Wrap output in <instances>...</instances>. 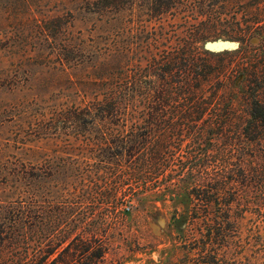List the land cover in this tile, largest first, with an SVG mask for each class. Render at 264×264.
Masks as SVG:
<instances>
[{"label":"rangeland","instance_id":"obj_1","mask_svg":"<svg viewBox=\"0 0 264 264\" xmlns=\"http://www.w3.org/2000/svg\"><path fill=\"white\" fill-rule=\"evenodd\" d=\"M119 1L0 0V252L4 233L23 250L78 226L76 232L97 230L107 239L108 264H264V179H258L264 173V136L250 142L241 135L227 148L226 170L217 166L233 170L226 193H189L162 176L126 182L124 165H115L117 149L108 140L146 130L147 119L98 117L94 108L107 95L110 79L120 78L108 67L110 51L120 46L127 53L122 81L155 80L139 75L145 64L138 69L134 62L140 43H152L146 32L156 29L152 23L146 30V21H154L149 0ZM217 9L213 22L220 35L200 47L228 51L222 80L250 82L253 96L264 100V0H221ZM173 15L172 9L164 15L165 27ZM173 29H166L167 43L178 41ZM216 44L225 47L213 49ZM236 49L239 59L231 58ZM237 64L250 71L241 72ZM235 104L243 117V103ZM179 139L170 147L176 159L192 145L190 138ZM238 146L254 178L248 187L235 166ZM31 202L44 208L42 226L11 229L14 209ZM193 213L209 214L206 227L200 220L189 225ZM206 229L211 233L203 239Z\"/></svg>","mask_w":264,"mask_h":264},{"label":"trees","instance_id":"obj_2","mask_svg":"<svg viewBox=\"0 0 264 264\" xmlns=\"http://www.w3.org/2000/svg\"><path fill=\"white\" fill-rule=\"evenodd\" d=\"M108 1L111 5L120 3L119 0ZM219 3L221 0L148 1L147 11L154 21H146V30L152 23L156 29L146 32L145 37H151L152 43H140L138 58L135 57L134 62L138 61V69L139 65L145 64V69L138 71L139 75L148 79L153 77L155 80L122 81L127 53L120 46L110 51L108 61L111 62L107 63L108 67L112 77L118 73L116 77L120 78L110 79L107 95L94 108L98 117L147 119V129L144 131H132L126 136L118 135L109 140L106 138L108 144L117 149V153L113 155L118 161L115 165L119 166V162L124 165L126 182L145 181L149 178L157 181L162 176L164 181L176 182L171 187L184 184L183 188H190L189 193H226V190H232L227 188L231 185L227 181L228 174L234 175L233 170H222L227 165V148L231 147L232 141H240L241 135L250 142L259 135L264 136V130H257L258 127L264 128V100L253 96L254 88L250 82L245 84L241 80H222L229 70V65L223 60L224 56H228V51L213 53L200 47L202 42L217 39L220 35L218 21L213 22L216 15H220L217 9ZM170 9L174 13L176 24L173 22L167 27L174 28L172 36L178 41L167 43L165 35L168 30L164 26V15ZM205 16L209 17L207 21L204 20ZM156 18L159 19V26H156ZM169 38H172L171 35ZM238 49L233 51L231 58L239 59ZM241 58L244 59L245 56ZM133 67L136 68V65ZM237 69L241 72L250 71L248 66L240 67L238 64ZM240 77L243 78V75ZM235 101L243 103V117L237 115ZM179 138H190L192 145L181 159H176L171 154L170 147L174 140L181 142ZM260 139L264 140L261 137ZM213 141L221 146H211ZM237 148L235 166L239 168V176L242 177L240 183H248L245 184L248 187L254 178L245 167L244 156L240 157L239 150L244 152V147ZM230 151L229 154L234 149ZM209 152H214V156ZM139 165L149 169L143 173L138 170ZM218 165H223V168L217 169ZM259 174L258 179L262 181L264 173ZM230 180L234 179L231 177ZM195 196L199 199V194ZM201 198L200 201L206 202L205 194ZM205 214L207 215L193 213L189 219L192 223L189 225L200 220V227H206L205 220L209 214ZM44 219L42 205L37 202L28 203L27 206L20 204L14 209L10 228L15 229L21 225L41 227ZM84 222L85 218L80 221L82 224ZM77 227L75 231L60 230L45 235L39 245L25 247L23 250L20 247L15 248V239L10 244L14 237L4 233L3 240L6 243L2 244L4 248L0 252V261L3 264H108L105 262L109 251L107 239H103L97 230L87 231L83 228L76 232ZM208 233L211 232L206 229V233H201L200 236L206 239ZM70 238L73 239L69 240Z\"/></svg>","mask_w":264,"mask_h":264},{"label":"water","instance_id":"obj_3","mask_svg":"<svg viewBox=\"0 0 264 264\" xmlns=\"http://www.w3.org/2000/svg\"><path fill=\"white\" fill-rule=\"evenodd\" d=\"M224 47V44H216V45H212L213 49H217V48H222Z\"/></svg>","mask_w":264,"mask_h":264},{"label":"bare ground","instance_id":"obj_4","mask_svg":"<svg viewBox=\"0 0 264 264\" xmlns=\"http://www.w3.org/2000/svg\"><path fill=\"white\" fill-rule=\"evenodd\" d=\"M224 47H225V45H224Z\"/></svg>","mask_w":264,"mask_h":264}]
</instances>
